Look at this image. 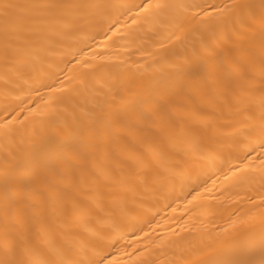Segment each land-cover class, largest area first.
<instances>
[{"label": "bare ground", "instance_id": "bare-ground-1", "mask_svg": "<svg viewBox=\"0 0 264 264\" xmlns=\"http://www.w3.org/2000/svg\"><path fill=\"white\" fill-rule=\"evenodd\" d=\"M0 264H264V0H0Z\"/></svg>", "mask_w": 264, "mask_h": 264}]
</instances>
